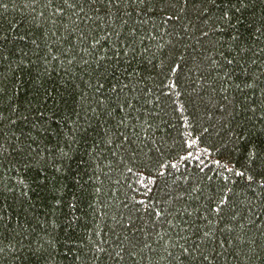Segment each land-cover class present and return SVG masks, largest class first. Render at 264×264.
Returning a JSON list of instances; mask_svg holds the SVG:
<instances>
[{"label":"trees","instance_id":"obj_1","mask_svg":"<svg viewBox=\"0 0 264 264\" xmlns=\"http://www.w3.org/2000/svg\"><path fill=\"white\" fill-rule=\"evenodd\" d=\"M0 264H264V0H0Z\"/></svg>","mask_w":264,"mask_h":264}]
</instances>
